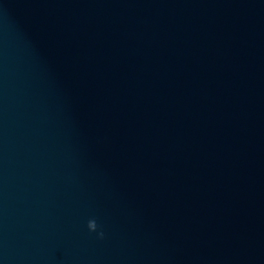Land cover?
Listing matches in <instances>:
<instances>
[{"label": "water", "instance_id": "1", "mask_svg": "<svg viewBox=\"0 0 264 264\" xmlns=\"http://www.w3.org/2000/svg\"><path fill=\"white\" fill-rule=\"evenodd\" d=\"M0 264H264V0H0Z\"/></svg>", "mask_w": 264, "mask_h": 264}, {"label": "clouds", "instance_id": "2", "mask_svg": "<svg viewBox=\"0 0 264 264\" xmlns=\"http://www.w3.org/2000/svg\"><path fill=\"white\" fill-rule=\"evenodd\" d=\"M98 224L95 219H89L87 222V228L90 232H95L97 233V237L99 239L104 238V232L102 230H98Z\"/></svg>", "mask_w": 264, "mask_h": 264}]
</instances>
